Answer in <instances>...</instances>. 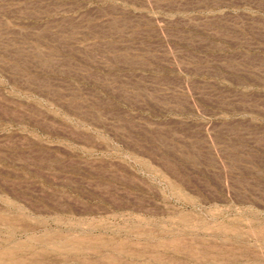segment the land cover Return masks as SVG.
Returning a JSON list of instances; mask_svg holds the SVG:
<instances>
[{
	"label": "rangeland",
	"instance_id": "rangeland-1",
	"mask_svg": "<svg viewBox=\"0 0 264 264\" xmlns=\"http://www.w3.org/2000/svg\"><path fill=\"white\" fill-rule=\"evenodd\" d=\"M0 264H264V0H0Z\"/></svg>",
	"mask_w": 264,
	"mask_h": 264
}]
</instances>
